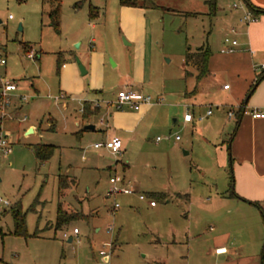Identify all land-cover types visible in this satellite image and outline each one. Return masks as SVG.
<instances>
[{"label":"rangeland","instance_id":"obj_1","mask_svg":"<svg viewBox=\"0 0 264 264\" xmlns=\"http://www.w3.org/2000/svg\"><path fill=\"white\" fill-rule=\"evenodd\" d=\"M110 1L63 0L58 33L50 25L49 5L42 0H0V58L7 61L0 64V78H24L29 85L33 80L39 90L36 96L29 85L25 93L18 91V95H30L24 100L23 110L19 115L15 113L19 110L14 109L19 98L15 96L8 108L9 116L3 119L11 131L8 138L12 152L0 154V197L11 204L0 206V264H101L103 250L110 253L111 264H221V257L214 256L218 244L215 240L223 235L238 236L241 221L233 217L238 212L233 207H221V193L229 188V167L215 166L211 152L203 150L200 136L193 138L190 129L174 122L177 116L170 114L172 109L166 116L167 124L150 134L148 154H138L134 149L130 157L124 153L111 156L114 164L119 163L117 172H110L104 165L105 157L99 156L102 149H94V144L101 141L100 127L77 136L81 129L75 121L82 118L81 106L71 102L76 93L62 87L74 84L76 79L62 82L59 70L63 64L79 66L78 44L87 42L89 32L75 41L74 14L81 15V9H87L90 2L96 5ZM137 2L149 10L147 16L153 28V83L146 93L155 100L163 98L166 106L184 111L189 102L185 91L196 84L194 75L185 76L186 53L209 45L218 51L220 40L230 32L228 25L237 27L245 15L241 7H234L240 0H217L218 13H212L213 0ZM233 15L238 21L230 23L227 16ZM116 22L108 16V29ZM126 40L122 34L124 45ZM31 51H38L40 59L37 55L30 57ZM108 61L113 67L114 57L109 56ZM111 101L107 99L103 104ZM14 114L27 120L18 121ZM103 117L101 114L97 121L94 119L97 126ZM12 118L15 120H9ZM31 123L41 129L25 136L24 128ZM177 136L179 142L175 140ZM159 137L164 140L163 146H156ZM192 142L196 147L193 152L187 145ZM38 144L54 146L48 161L37 159L34 146ZM123 163L132 166L130 180L135 186L124 182ZM65 173L76 177L77 183L60 200L59 174ZM115 176L119 179L117 186L134 188L136 192L108 197L107 192L114 187L110 179ZM158 192L168 194V199L150 196ZM141 194L148 198L141 200ZM150 199L158 206H150ZM60 201L65 209L79 211L81 217L56 229ZM16 203H21L26 215L29 237L13 234L11 207ZM260 219L264 227L261 216ZM75 228L80 234L70 243L63 234L73 233ZM36 232L38 236H33ZM254 250L252 245L246 246L236 261L255 264Z\"/></svg>","mask_w":264,"mask_h":264},{"label":"crops","instance_id":"obj_2","mask_svg":"<svg viewBox=\"0 0 264 264\" xmlns=\"http://www.w3.org/2000/svg\"><path fill=\"white\" fill-rule=\"evenodd\" d=\"M248 1L255 7L264 9V0ZM244 3L242 8L244 13L250 12L252 16L257 17V20L248 23L241 19L240 24L236 23L237 27L229 24L230 32L220 40L219 50L214 52L211 45L208 46L211 54L208 70L204 76L199 78V70L192 64H187L188 52L186 53L185 76L194 75L196 84L195 87L185 91L189 102L185 105L184 111L179 110V107L164 105L163 98L154 99L153 104H145L140 110L117 109L114 104L120 90L129 89L147 94L153 83L150 70L153 56H155L152 43L153 28L147 16L149 10L138 2L136 6H124L119 0H112L110 3L96 5L90 2L87 9L81 7L83 13L78 15L80 19L77 14H74L77 29V35L75 34L76 37H74L77 41L81 34L89 32L86 36V44L84 45V40L78 44L81 50L79 52L81 63L86 73L83 74L79 66L72 64L70 66L63 64L62 70L58 68L62 82L69 78L76 79L74 84H63L62 87L65 91L76 93L71 102L81 106L79 111L82 118L75 121V125L81 129L77 132V136H81L82 132L96 131L97 127H100L102 133L99 143L117 135L123 140L122 153L130 157L136 149L135 152L138 154L146 155L151 145L150 134L154 128L167 124L166 116L172 109L170 114L177 116L174 122L190 129L193 132V138L200 136L201 146L207 153L211 152V160L214 161L215 166L224 169L229 167V188L223 194L221 193V207H233L238 211L233 217H240L241 221L238 236L223 235L221 239L216 238L215 240L218 244L215 245L214 256L219 259L221 257V264H247L243 260L236 261L235 258L248 245H252L255 249L253 254L255 264L264 262V257H262L264 255V227L261 226L260 219L261 216L264 220V119H254L248 114H243V108L247 110L264 109V79L250 93L258 77L264 73L261 69L264 64V15L256 16L245 1ZM91 6L98 10L94 18L90 16ZM76 7L80 9V6ZM218 10L220 7L217 5L216 13ZM108 16L117 21L114 27L110 26V30L107 27ZM227 20L231 23V21H238V18L235 15L227 16ZM122 34L127 39L125 45L121 41ZM226 37L238 40V45L233 52H222ZM36 55L37 59H40L38 51L34 52V56ZM109 56L115 59L113 67L109 64ZM190 67L192 70L189 69ZM80 74L88 78L84 79L80 77ZM13 80L19 86L18 91L25 93L29 90V84L24 78ZM29 83L35 91L32 93H35V96L39 95L34 81ZM225 85L229 87L225 88ZM24 96L30 95L24 94ZM107 99L113 101L104 105ZM15 102L14 109L19 108L15 113L19 115V111L23 110L25 104L20 97L16 98ZM95 103L98 104L99 112L86 117L85 107L90 105L91 109L95 108L93 106ZM82 108L83 111H81ZM209 109L212 113L207 115ZM188 112L193 115L191 121L184 119ZM230 112L234 113L233 116L229 115ZM76 113L77 111L75 115ZM101 114H104V124H101L100 120L97 126L94 119L97 121V117ZM16 116L14 114V118L22 121L23 117ZM200 116H204V119L200 120ZM5 125L3 121L2 131L9 137L11 131ZM88 125H94L95 129H87ZM39 129L41 126L31 123L24 128V135L36 134ZM175 140L179 142L181 139L175 138ZM163 141L162 138H157L156 146H163ZM187 145L189 151H195L194 142ZM94 149H102L99 156L105 157L104 165L110 172H117L119 163L117 161L114 164L111 160V156L115 155L106 147H94ZM189 151L185 153L188 155ZM122 166L125 174L124 182L132 184L130 180L132 166L128 163H123ZM231 170L234 176V192L231 190ZM62 175L70 176L68 173ZM133 185L135 186L134 183ZM132 189L136 192V189ZM160 195H164V199L169 197L166 193H150L153 198L160 197ZM157 206L156 203L152 207ZM246 213L250 215V218L246 217ZM244 229L249 230L244 233ZM79 234L70 233L71 236L67 238L68 242L71 243L73 237ZM112 245L114 246V242ZM220 249L224 251L218 252ZM111 259L110 255L102 256L101 264H111Z\"/></svg>","mask_w":264,"mask_h":264},{"label":"built area","instance_id":"obj_3","mask_svg":"<svg viewBox=\"0 0 264 264\" xmlns=\"http://www.w3.org/2000/svg\"><path fill=\"white\" fill-rule=\"evenodd\" d=\"M244 0H240V3H235L234 7L238 8L244 7ZM13 16L11 15L9 18H12ZM245 22H252L257 20V17L252 16L250 12L245 13L243 19ZM234 31V28H233ZM238 45V40L233 38V37H226L224 40V47L222 48V52H233L234 48ZM30 57L34 56V52L32 51L29 54ZM7 63L6 59L0 58V64L5 65ZM261 69L264 70V64L261 66ZM229 85H225V88H228ZM19 90V86L17 82L13 79H8V78H1V86H0V117L4 119L6 116H9L8 113V108L10 107L13 97H20L22 101L26 100V96H21L17 94V91ZM62 97V96H61ZM155 102L154 98L151 95L142 93V92H137L134 90H129V89H124L120 90L118 92V97L117 100L114 102L115 106L117 109H125V108H131L134 110H140L143 105L148 104L151 105ZM95 107L98 106L97 103L94 104ZM83 111V108L81 109ZM212 113V110L209 109L207 111V115H210ZM233 112H230L229 115L233 116ZM243 114H248L254 119H264V109L260 108H253L250 110H247L246 108H243ZM185 121H191L193 119L192 113L188 112L184 116ZM200 120L204 119V116L199 117ZM22 121L27 120L26 117H23L21 119ZM101 124H104V119H101ZM177 139H180L179 136L176 137ZM160 139V137L158 138ZM95 148H100V147H106L107 149L110 150V152L114 155H119L122 153L123 149V140L121 137L115 135L108 139L105 142H100L94 144ZM12 152V143L9 141L8 137L5 135V133L2 131V128L0 130V154L8 155ZM118 178L111 177L110 182L114 185L108 192L107 196L111 197L113 194L119 193V192H124L128 194L134 193V190L132 188L128 187H119L117 186L118 183ZM148 197L146 195L141 194L140 199L141 200H146ZM10 202L8 200L3 199L0 197V206L3 207H8L10 206ZM150 205L155 206L156 201L154 199H150ZM115 207H118V204L115 205ZM73 234L77 235L79 234V230L77 228L74 229ZM71 235L68 232H64L63 237L64 238H69ZM111 246L110 244H108ZM218 252H222V249L218 250ZM110 255L106 250L101 251V256H107Z\"/></svg>","mask_w":264,"mask_h":264},{"label":"trees","instance_id":"obj_4","mask_svg":"<svg viewBox=\"0 0 264 264\" xmlns=\"http://www.w3.org/2000/svg\"><path fill=\"white\" fill-rule=\"evenodd\" d=\"M121 5L124 6H136L137 0H119ZM253 13L258 15H264V9H260L252 5L248 0H244ZM44 4L49 5L48 16L50 18V25L55 29L56 32H61V16H62V0H42ZM76 6H80L77 4ZM212 13H216L217 11V0H213L211 2ZM98 14V10L96 7H90V16L94 18ZM210 50L208 47H201L194 53H187V64H192L199 70V78L204 76L208 70V62L210 58ZM264 79V73L261 74L256 80L255 84L252 86L250 93L255 89V87ZM99 112L98 107L92 108L88 105L84 109V115L87 117L91 114H96ZM3 125V119L0 117V130ZM35 155L40 162L48 161L54 154V146L53 145H42L38 144L34 146ZM231 190L234 192V176L231 170ZM77 183L75 178L69 177L67 175L59 174V190L58 195L60 200L64 199L68 194L67 191L73 188ZM164 195H160V198H164ZM11 212L14 218V231L13 234L17 236L29 237L31 236L27 230L26 223V215L22 211L21 203H16L11 207ZM79 211H73L70 209H65L61 201L58 204L57 208V216L54 222V226L56 229H62L63 227L69 225V223L77 218H80ZM33 236H38L37 232L33 234ZM264 264V262H263Z\"/></svg>","mask_w":264,"mask_h":264},{"label":"water","instance_id":"obj_5","mask_svg":"<svg viewBox=\"0 0 264 264\" xmlns=\"http://www.w3.org/2000/svg\"><path fill=\"white\" fill-rule=\"evenodd\" d=\"M0 22H1V21H0ZM77 61H78V64H79V67H80L81 72H82L83 74H85V73H86V69H85V67L83 66V64L81 63V60L78 58ZM86 128H87V129H92V130H94V129H95V126H94V125H88ZM70 241H71V240H70Z\"/></svg>","mask_w":264,"mask_h":264},{"label":"bare ground","instance_id":"obj_6","mask_svg":"<svg viewBox=\"0 0 264 264\" xmlns=\"http://www.w3.org/2000/svg\"><path fill=\"white\" fill-rule=\"evenodd\" d=\"M224 250L222 249V252H223Z\"/></svg>","mask_w":264,"mask_h":264}]
</instances>
